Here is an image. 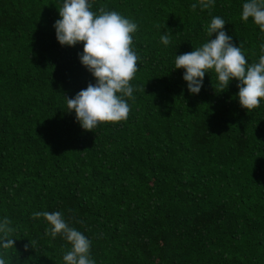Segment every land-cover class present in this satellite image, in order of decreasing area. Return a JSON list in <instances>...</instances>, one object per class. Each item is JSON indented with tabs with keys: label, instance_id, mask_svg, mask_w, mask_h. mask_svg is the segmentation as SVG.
Segmentation results:
<instances>
[{
	"label": "trees",
	"instance_id": "1",
	"mask_svg": "<svg viewBox=\"0 0 264 264\" xmlns=\"http://www.w3.org/2000/svg\"><path fill=\"white\" fill-rule=\"evenodd\" d=\"M246 2L89 0L137 25L140 60L128 120L87 132L64 95L95 80L83 44L56 39L63 0H0V221L16 228L6 264H64L71 245L33 218L45 211L89 239L95 264H264V101L247 112L238 81L221 93L213 72L192 95L175 70L214 16L257 63L264 32L241 20Z\"/></svg>",
	"mask_w": 264,
	"mask_h": 264
},
{
	"label": "clouds",
	"instance_id": "2",
	"mask_svg": "<svg viewBox=\"0 0 264 264\" xmlns=\"http://www.w3.org/2000/svg\"><path fill=\"white\" fill-rule=\"evenodd\" d=\"M203 11L214 6V0H198L191 5ZM55 24L56 39L61 46L75 47L83 44L78 54L83 67L92 75L95 83H89L74 97L64 95L67 112L75 113L76 121L83 130L93 132L103 124L126 122L130 115L128 99H135L131 81L138 72L140 56L134 49V33L137 25L116 11L99 13L92 11L89 0H63ZM249 18L264 32V0H247L242 6L241 20ZM225 21L214 16L206 31L210 39L202 46L175 58V70L183 69V80L192 95L200 93L205 75L213 72L218 80L217 88L222 93L229 84L238 81V100L241 108L251 112L264 101V55L257 63H249L242 48L237 47L225 31ZM159 27V26H158ZM166 27V26H165ZM165 32L161 43L170 44ZM215 34V39L211 37ZM264 52V45H261ZM145 89V88H144ZM127 98V99H126ZM43 217L51 226L49 234L53 239L63 235L71 249L63 256L64 264H95L90 257V241L84 234L70 227L60 212H36L34 219ZM5 217L0 221V249L3 255L14 249L16 239L12 238L16 228ZM35 241L25 245L33 247ZM0 264H6L0 258Z\"/></svg>",
	"mask_w": 264,
	"mask_h": 264
}]
</instances>
